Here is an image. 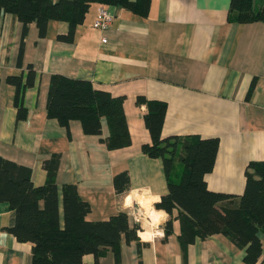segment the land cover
Listing matches in <instances>:
<instances>
[{
	"label": "crops",
	"instance_id": "1",
	"mask_svg": "<svg viewBox=\"0 0 264 264\" xmlns=\"http://www.w3.org/2000/svg\"><path fill=\"white\" fill-rule=\"evenodd\" d=\"M230 1L149 0L146 15L92 1L70 40L61 37L69 29L65 20L51 19L41 32L35 21L24 24L3 12L0 155L30 167L34 185L45 182L43 161L54 157L59 198L63 183H76L81 197L90 203L86 219H105L125 209L131 223L136 222L134 214L143 220L138 205L124 207L125 197L133 189H151L161 196L167 180L161 158L141 150L142 143L151 142L144 121L147 106L136 102L142 95L166 102L161 136H217L213 168L204 174L207 187L241 194L246 165L264 159V21L229 19ZM100 4L114 15L105 29L92 25ZM29 70L33 82L25 85L20 98L26 108L21 117L16 86L8 76L19 74L24 84ZM53 74L88 79L95 88L122 95L131 142L107 147L101 139L109 133L105 118L97 134L85 133L77 118L64 125L48 116ZM122 170L128 171L129 188L117 192L113 176ZM14 222L15 211L0 201V264H32L31 243L6 229ZM137 224V231H144ZM160 228L165 233L164 224ZM179 232L180 222L174 218L171 232L162 239L151 243L139 237L121 239L120 264H245V247L224 233L196 236L183 247ZM258 235L262 252L256 264H264V231ZM82 262L116 264L109 247L98 256L83 254Z\"/></svg>",
	"mask_w": 264,
	"mask_h": 264
},
{
	"label": "trees",
	"instance_id": "2",
	"mask_svg": "<svg viewBox=\"0 0 264 264\" xmlns=\"http://www.w3.org/2000/svg\"><path fill=\"white\" fill-rule=\"evenodd\" d=\"M92 1L122 5L142 15L147 14L149 4V0H0V16L10 12L24 24L35 21L41 32L49 20H65L68 32L59 36L70 40ZM228 17L239 22L264 21V0H231ZM8 80L16 86L17 115L23 117L26 108L20 98L25 85L33 82L32 73L29 70L24 84L19 74L9 75ZM123 98L95 88L88 79L53 74L47 115L64 125L77 118L85 133L97 134L105 118L109 133L101 139L109 148L120 147L131 142ZM136 102L147 106L144 121L151 135V142L142 143L141 150L161 158L167 180V191L161 195L163 203L155 205L169 214L165 233L171 232L174 218L180 222L178 238L183 247L196 236L224 233L245 247V264H256L262 252L258 231H264V159L246 165L241 194L211 190L204 174L213 168L219 138L197 134L161 136L166 102L142 95H137ZM43 165L46 180L34 185L30 167L0 155V201H7L15 211V222L6 229L18 240L31 243L32 264H83V254L93 252L98 256L108 247L114 252L116 264H120L121 239L137 238L138 224L132 222L129 226L125 209L105 219H86L90 203L81 197L76 183H63L59 198L55 158H46ZM113 182L117 192L127 190L128 171L115 173Z\"/></svg>",
	"mask_w": 264,
	"mask_h": 264
},
{
	"label": "clouds",
	"instance_id": "3",
	"mask_svg": "<svg viewBox=\"0 0 264 264\" xmlns=\"http://www.w3.org/2000/svg\"><path fill=\"white\" fill-rule=\"evenodd\" d=\"M163 203L160 195H153L151 189L131 190L124 199V207L130 209L133 205H138L142 210L143 220L135 216L136 222L141 223L144 231H137V236L143 243H151L157 237L163 238L165 233L160 225L167 221V212L163 209L157 210L156 204ZM131 227V222L129 224Z\"/></svg>",
	"mask_w": 264,
	"mask_h": 264
},
{
	"label": "built area",
	"instance_id": "4",
	"mask_svg": "<svg viewBox=\"0 0 264 264\" xmlns=\"http://www.w3.org/2000/svg\"><path fill=\"white\" fill-rule=\"evenodd\" d=\"M113 13L107 8L106 4H100L97 8L96 16L92 25L99 29H105L113 19ZM101 40L106 41V37H102ZM139 213V212H138ZM137 214H134V218Z\"/></svg>",
	"mask_w": 264,
	"mask_h": 264
},
{
	"label": "rangeland",
	"instance_id": "5",
	"mask_svg": "<svg viewBox=\"0 0 264 264\" xmlns=\"http://www.w3.org/2000/svg\"><path fill=\"white\" fill-rule=\"evenodd\" d=\"M142 217H140V219H141ZM144 219V218H143Z\"/></svg>",
	"mask_w": 264,
	"mask_h": 264
}]
</instances>
